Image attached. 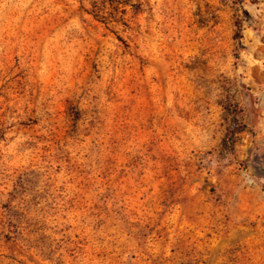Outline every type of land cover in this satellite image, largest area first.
I'll return each mask as SVG.
<instances>
[{
  "label": "rangeland",
  "instance_id": "374dc122",
  "mask_svg": "<svg viewBox=\"0 0 264 264\" xmlns=\"http://www.w3.org/2000/svg\"><path fill=\"white\" fill-rule=\"evenodd\" d=\"M0 264H264V0H0Z\"/></svg>",
  "mask_w": 264,
  "mask_h": 264
}]
</instances>
